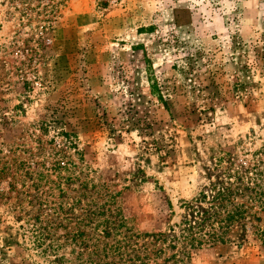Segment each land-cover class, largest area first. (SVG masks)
Listing matches in <instances>:
<instances>
[{"label":"rangeland","instance_id":"rangeland-1","mask_svg":"<svg viewBox=\"0 0 264 264\" xmlns=\"http://www.w3.org/2000/svg\"><path fill=\"white\" fill-rule=\"evenodd\" d=\"M254 168L264 175V0H0V264L53 260L39 221L73 253L61 225L85 209L89 233L125 219L171 236L201 189ZM165 252L264 264L252 237Z\"/></svg>","mask_w":264,"mask_h":264},{"label":"trees","instance_id":"trees-1","mask_svg":"<svg viewBox=\"0 0 264 264\" xmlns=\"http://www.w3.org/2000/svg\"><path fill=\"white\" fill-rule=\"evenodd\" d=\"M158 98L162 99L160 93ZM225 180L201 189L192 201L183 204V218L169 228L171 236L163 232L132 231L125 219L119 223L101 220L89 233L87 226L93 222L96 213L85 209V216L69 228L61 225L65 230L62 237L74 248L73 253L58 255L61 246L56 233L58 225L52 227L53 224L43 221L32 230L36 246L42 247L48 240L41 252L53 256L49 264H149L150 261L154 264H185L177 254L163 259L165 246L238 245L247 242L249 237L264 247V175L254 168L247 174L228 173ZM73 207L74 203L70 210ZM70 214L64 219L66 224L71 223Z\"/></svg>","mask_w":264,"mask_h":264}]
</instances>
